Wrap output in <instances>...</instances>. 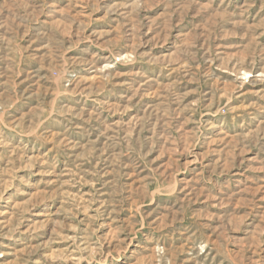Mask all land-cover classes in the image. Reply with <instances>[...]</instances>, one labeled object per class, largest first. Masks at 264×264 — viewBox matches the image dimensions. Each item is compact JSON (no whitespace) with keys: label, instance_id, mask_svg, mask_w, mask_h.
Listing matches in <instances>:
<instances>
[{"label":"rangeland","instance_id":"374dc122","mask_svg":"<svg viewBox=\"0 0 264 264\" xmlns=\"http://www.w3.org/2000/svg\"><path fill=\"white\" fill-rule=\"evenodd\" d=\"M0 264H264V0H0Z\"/></svg>","mask_w":264,"mask_h":264}]
</instances>
